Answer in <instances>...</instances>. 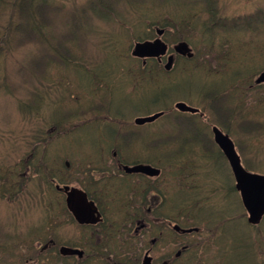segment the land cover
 <instances>
[{"label":"rangeland","instance_id":"rangeland-1","mask_svg":"<svg viewBox=\"0 0 264 264\" xmlns=\"http://www.w3.org/2000/svg\"><path fill=\"white\" fill-rule=\"evenodd\" d=\"M41 1L37 0V2ZM49 1H52L53 3V0ZM61 1H65V9L68 10V15L71 13L74 14L75 17H78L76 16L79 14L77 9H79L87 0ZM9 3H14V0H10ZM18 3V1L17 3H14V12H12L11 9L6 10V8H3L2 11H0V39L2 38V30L5 31V34L7 32L9 33L6 36H11V32L8 29L10 24L8 22L9 17L12 18V26L14 27L20 23H23V21L20 20L21 8L19 6L20 3L19 5ZM181 6L185 9H182L183 16H188L189 12L185 3L182 2ZM17 7H19V10H17ZM217 7H219L222 15L225 17H238L253 14L257 10L264 11V0H219ZM201 8H203L202 5ZM116 13L117 17L114 22L115 26H113L108 21H106L108 22L106 24H97L100 28V30H98V34L102 35L104 40L105 38L110 40L111 36H114V34L115 36H119L121 33H125L128 30L131 33H140L150 24V20H147L146 18H144L143 20L141 17H136L135 14L133 12H130L127 6L123 4H120L117 7ZM54 15L57 14L55 13ZM205 16L204 19L207 21V24H210L211 20L207 17L205 18ZM31 17L32 16H30V18ZM34 21H37V19L34 18ZM69 21L70 20L66 16V13L64 17V14L59 12V14L57 15L56 24L51 30L56 35H62L66 31L68 26L67 22ZM153 21L154 22L152 23H155V20ZM166 22H173V14L171 12L168 13ZM89 23L90 26L93 27L91 21ZM189 23L191 22L185 21V23L176 24L175 26L177 30H183L184 32L188 33L193 29L188 25ZM46 24H48L47 21ZM198 32L200 34H198L194 38V42L196 43L202 39V27H199ZM220 32L221 31L219 30L218 34H221ZM203 34H206V32H204ZM22 35L23 34H21V36ZM50 35V31H47V33L45 34L46 41L50 40ZM141 35L144 34L142 33ZM257 35L253 36L254 38L244 36H242L243 38H241L249 39V41L254 42V44H247L241 49L243 54L248 55V65L243 66L239 61V64H234L231 67L235 68L237 66H243L241 72L251 71L252 69H254L253 65H257L255 68H257L258 71L260 69H264V64L260 66L259 59H261V57L258 56L259 53L264 52V36H261L262 39H260V36ZM21 36H11L13 38L9 41V37H6V41L3 44V48L6 47V49H4L5 51L3 50L2 52H0V229H4L3 231L9 236L16 234V238L20 242L33 240L36 241V236L33 239L27 238L28 236H30L31 231H38L40 233V236L45 233L43 229H45L46 225L41 228V223H44V218L48 215V211L46 209L49 208L48 201L45 199L48 195L44 196V191L49 188L45 180V170H48L49 173H53L58 178H63L64 180H73L75 181V183H73L71 186L79 187L76 181L77 179L79 180L80 177H77L78 175L76 173H78V169L80 168L81 162L83 161L81 157L85 154V151L80 150V148L89 147L90 145L97 146L101 143L100 138L96 134L97 127L100 126V130L102 132L106 130L104 128H108V126L111 127V137L109 145H111L112 147L119 145L128 149L131 147H136L137 145H141L137 142V140L142 136V138L144 139L145 133H148L147 137L149 138H157V135H161V132L163 136L170 133H176L173 138L175 137L177 139L175 148L178 151V154H181L179 152H182L183 156L189 157V155H187V147H189L190 143L192 142V138L186 137L184 135H179L178 131L176 132L173 129H169V126L165 129H162L161 132L157 130L148 131L146 127L136 128L133 124L134 119L136 117L145 116L143 115V113L152 114L155 111L157 112L161 109H164L162 107L166 104V99H168V104L171 106L168 105L167 107H173L174 103L184 102L185 100L191 105L202 109L203 113L207 115L208 121L210 123L211 121L222 122V119L219 117H213V119H211L208 113L204 110H208L207 108H209L210 106L214 110V108L221 105L222 101H225L224 98L226 99V97H224L222 100L215 99L211 102L207 101L208 104H206L201 97H196V94H198L196 91L200 88L196 89L194 92H191L189 88H186H192V86L197 87V82L200 86L203 85V87L205 84H207V87L209 89V86H211V88L213 89H215V87H218L217 85L211 84L210 81H205L203 73L197 76L195 72L191 73V75L188 77H182V75L176 76L177 70L176 68H173V70L167 75V77L170 81L174 79L175 81L171 84L162 82V91L158 92L159 100H155V98H157V90L154 89L156 88H154L153 91L144 88L135 89L137 87L143 86L145 73H139L135 68V65H133V62L129 64L125 63V66H121L120 68L122 69V73H118V75H116L118 79H114L113 76L116 74V67L113 63H116L117 59L109 54H100L101 52L99 50L93 48L94 46L92 45V43V46L86 47L85 50L80 51L81 54H79L78 56H82L83 59L89 61V63L91 64V67L86 68L88 73H91L93 71H95L96 73L110 71V76L106 80V82L103 76H99V78L97 79L93 78V80L89 81L90 78H86L83 71L86 69L78 70L81 72V75H73L74 80H79L80 83L86 85L84 92L82 91L83 100L85 101L84 106L86 110L85 112H82L83 110L82 108H79V103L75 105L72 104L71 100H69L71 99V95H69V92H67L68 90L65 89V87H69V89L71 88L72 79L68 77L66 78L67 81H65L63 78V74L62 76H58V74H56L54 70H52V68L48 66L46 68L47 80L45 81V83H42V81H44L45 79L43 76V70H45V64L49 61V58L47 57L52 58V56L49 55L50 52L48 51L47 46L43 43L40 44L39 37L37 41H34L33 43H29L27 41H24V43H19L14 41ZM166 38L168 39V41H170L171 39L170 35H167ZM88 39L92 42L96 41L95 43L98 45L100 43V46L102 48V39L98 38L96 40L91 36H89ZM232 39L234 41L232 50L240 49L239 46L242 47L243 44H245L240 39L237 40L235 36H232ZM129 45H132V43L126 42V49H128L127 46ZM120 47L122 48L121 44ZM199 49H201V47L199 46V44H196L195 50ZM227 49L228 51H230L231 47L229 46ZM41 50H43L44 52L41 53ZM238 52L239 51H236L234 52V54L236 55ZM255 56H258V60H254L253 57ZM97 59L98 61H100L99 64ZM201 59L202 60L199 65L206 66L210 70V72L214 73V76L217 73L220 74L224 71H227L231 65V62L229 63V60H227L226 58V52H204V55L201 56ZM202 62H204L205 64H203ZM36 78L39 79V82L36 81ZM100 79L103 80V83L105 82L106 84V87L103 89V91L107 93L104 98L105 100H103V96H101L97 88ZM53 80L57 82L58 86L59 82L61 81L62 87L54 86L52 83ZM90 83H92L91 89ZM168 84L171 85V87L166 86ZM126 85H128L127 88ZM63 89L64 91H66L65 101L63 100ZM39 90L42 91L41 95L43 96V104L50 103L49 96H52V99L55 98L57 101L60 100L59 102L64 101L63 104H66V107H64L65 109L74 107L69 111V113L76 109L79 110L76 113H71L70 115H74L75 117L80 118L77 119L78 122L72 123L73 125L80 124V126L77 127L78 129H80L79 133L73 135V141L67 140L68 136L56 135L59 138V141L51 144L52 148H47L46 150L42 148L36 154V160L33 159V162L35 167L38 168V171L41 172V181L37 178L27 176L26 173L23 172L26 170L27 164L30 161L28 160V158L30 157L31 159V151H33L34 149L33 145H38L35 141H37V139H40L41 137H46L48 134L55 135L56 132L63 130L62 128L55 127L50 123L52 114L55 119L60 120L65 113L63 108H58L57 110H55L49 104H46L45 106L35 101V108H33V113L31 115V103H33L34 97L37 96L38 92H40ZM33 91L34 94H32ZM223 92H225V90ZM243 97H245V103H249L252 98H258L255 95H249V92H246V95H244ZM261 97L263 96H260L259 98ZM157 101L159 102L155 103ZM38 105L39 107L36 111V106ZM245 106L250 107V105L248 104H245ZM51 109H54L55 111H52ZM110 109H112V112ZM235 109L237 110V107H235ZM249 112L251 111L246 110V113ZM83 122H85V124H83ZM162 124L163 123L160 122L158 125H156V127ZM74 129L75 128L71 129V131H73ZM139 129H144L145 133L143 130L142 132L135 131ZM72 134L73 133H70L69 135ZM132 135L134 136V139ZM239 136L235 137V139L237 140ZM244 139L245 135H241L238 139L240 146H243L245 144ZM262 142H264V139L262 140ZM59 144L61 150L65 148L67 151L75 152L79 155H73L69 152H57L58 156H55V150L61 151L56 148V146ZM207 146L208 145H204L203 148H206ZM217 154V151L212 148L208 156L204 158L197 156L199 157V159H201L199 163L202 161L207 162L202 165L200 171L197 173L199 174V182L207 181L209 179L216 182H220L222 179H224V182L226 183L227 179L230 181L229 172L226 166H224L223 160ZM55 157H60L61 159H63L62 163L68 161L70 164L68 169L65 170L63 168V165H59L57 162H55ZM105 159H107V155H105ZM243 161L246 163V165L252 167L253 170L257 171L258 173L264 172L263 150L261 151L259 157H255V155L253 156L251 154H246L245 151ZM45 162H47L46 164L48 165H46ZM53 165H56L57 169L54 170ZM69 173L71 174L68 175ZM48 193L51 195V203L56 207L54 210L57 209L59 213L62 212V195L55 194L54 190H48ZM226 204L227 206L231 205L233 210L237 211L239 209V212L235 213L236 216L239 215L241 210L240 206L238 208V199L234 193H230L226 197ZM36 226L38 228H36ZM260 226L261 227L257 228L258 233H260L261 238H264V235H262V233H264V228L262 225ZM62 228L67 227L62 226ZM249 228L255 229V227ZM249 228L241 222L240 229H229V232H235L237 233L238 238H244L246 235H248L250 230ZM68 229H70L71 232H74L73 229L75 228L69 227ZM25 231H27L29 234L26 235ZM251 231V234L257 233L256 231ZM229 253L230 254H228V256H231L234 251L231 250Z\"/></svg>","mask_w":264,"mask_h":264},{"label":"trees","instance_id":"trees-1","mask_svg":"<svg viewBox=\"0 0 264 264\" xmlns=\"http://www.w3.org/2000/svg\"><path fill=\"white\" fill-rule=\"evenodd\" d=\"M18 3V5L21 8L20 13V20L23 21V23L18 24L17 26H12V18L9 17V31L11 32V36L18 35L21 36L18 39H15V42L24 43V41H27L29 43H33L37 40V38H40V44H44L47 46L48 51L50 52L49 55L51 57L49 58V61L45 64V70H43V76L46 79V68L50 66L52 70L56 74L61 75L63 74V78L65 81L66 78H70L71 80V86L77 89H80L83 87L84 84L80 83L79 80H74L73 75L80 74L81 72L78 71L79 69H86L91 67V64L89 61L82 58V56H78L80 51L85 50L86 47L94 46L96 50H99L102 55L109 54L117 59L116 63H113L115 67L120 66V62H125V59L129 57V54H127L124 50L126 42H134L139 41L144 38L143 34H149L146 33L145 28L140 33H131L129 30L125 33H121L119 36H111L110 40L105 38L103 39L102 35L98 34V30H100L99 24H106L110 22L113 26H115V20L117 17L116 9L120 4L126 5L127 8L130 10V12H133L136 17L146 18L147 20L153 21L154 19H157V22L159 19L164 15L169 13L171 10H174V15L178 17L179 21H182V23L191 22L188 25L191 26L195 31H199V27H202V32H207L209 36L204 37L206 34L202 33V39L200 40L204 44L205 49H211L213 48H228L229 46L233 47L234 41L232 39V36H235L241 41H243L245 44L243 46H239L240 49L245 47V45L249 44V39H241L244 37H251L254 35H257L258 32L264 31V11L263 10H257L253 14L250 15H243L238 17H225L221 14L219 9L214 6V1L211 2V5L208 6L207 9L201 8V5H199L201 0H87L82 6L77 9L79 12L78 17H75L74 14L68 15V10L65 9V4L61 0H40L41 2H37V0H14V3ZM10 0H0V11H2L3 8H6V10H10L14 12V6L15 4L9 3ZM184 2L186 7L188 8L189 15L183 16V10L184 9L181 6V3ZM17 10H19V7H17ZM185 10V9H184ZM204 11V12H203ZM16 12V11H15ZM61 12L68 17L70 20L67 22L68 26L66 31L62 35H56L53 33L51 29L54 28L56 21H57V15ZM2 13V12H1ZM56 13L57 15H54ZM89 15V17H88ZM201 15H206L205 18H209L210 24H207V21L202 17ZM30 16H32L30 18ZM53 16V17H50ZM34 18L37 19V21H34ZM80 20H79V19ZM46 21L48 24H46ZM92 23V26H90V22ZM93 21V22H92ZM108 21V22H106ZM87 22V23H84ZM154 22V21H153ZM65 24V23H64ZM167 23H164V26ZM207 24V25H206ZM52 25V26H51ZM154 24L149 26L148 29H152ZM14 27V28H13ZM79 28V29H78ZM211 30V32H210ZM221 31V34H218V31ZM47 31H50V40L46 41L45 34ZM9 34L8 32L5 34V31H1L2 38L0 39V52H2L5 48H3V44L6 41L5 38L9 37V40H12L13 37L6 36ZM114 34V33H113ZM115 35V34H114ZM91 36L94 39H102L101 40V46L96 44L95 42H92L88 39V37ZM143 36V37H142ZM231 36V37H230ZM221 37L220 39H217ZM232 39V40H231ZM19 40V41H18ZM217 40V41H214ZM209 43V45H205V43ZM92 43V45H91ZM120 44L122 45V48L120 47ZM242 44V43H241ZM5 51V50H4ZM44 51L41 50V53ZM45 57V56H44ZM236 58H244V61H241L243 66L248 65L247 54H243L242 51L239 53V55H235L232 51L226 52V58L227 60H232ZM98 61V59H97ZM100 61H98V64ZM97 64V65H98ZM231 64L234 65L232 62ZM177 65V68H180V73L182 77H188L190 76L189 66L184 65L183 63L175 64ZM85 66V67H83ZM243 66H240L243 68ZM255 67V66H253ZM186 68V71H185ZM85 73L86 78H90L89 81L93 80V78H99V76H103L104 80L106 81L110 76V71H106L103 73H96L95 71L88 73L87 69L83 70ZM245 71V70H244ZM255 71L257 69H252L251 71L246 72H239L237 69L236 71H231L228 73L227 78L221 80L222 83L218 87H215V89H210L205 85V88H202V90L206 93L204 98L200 93H198L199 97H202L203 100L208 102H211L215 99H223L225 101H222L221 105L215 106L214 108V117H219L222 119V122H216L218 125H221L224 130L232 135L233 137L239 136V132L237 129L239 128V124L241 121L240 117H237L234 112H237L235 107L236 104L234 103V98L232 95H227L226 93H229L230 91L235 92L238 91V88H240L241 85L247 86L252 83V76L255 75ZM116 75V74H115ZM44 79V80H45ZM37 81L39 79L37 78ZM103 83V80H101ZM218 84V83H217ZM56 86V85H54ZM156 87H162V85L159 83H156L154 85H151ZM171 87L170 85H167ZM199 83L197 82V87L199 88ZM57 87V86H56ZM103 87V86H102ZM194 86H192L193 88ZM203 87V86H202ZM191 89V87H186ZM77 89V90H78ZM225 90V92H223ZM162 91V88L161 90ZM200 92V90L198 91ZM230 104V105H229ZM228 108V110H227ZM238 108V107H237ZM168 109H171L169 107ZM172 110V109H171ZM68 113V112H66ZM239 113V112H238ZM62 117V119L57 120L54 122V125H61L64 127V124H72L75 122H78L77 119H80L78 117H75L74 115H66ZM247 116V115H246ZM194 116H184L180 115L178 118L174 119H166L163 118L165 121L162 124V126L155 127V130L162 131V129H165L169 126V129H173L176 132L178 131L179 135H184L186 137L192 138V142L190 143L189 147H187V155L189 157L183 156L182 152H179L181 154H178L176 156V159L172 158L169 159L168 156H174L175 157V150L176 149V142L177 139L173 136L176 134L170 133L168 135H157V138L151 137L154 140L153 145H156V151L150 152L151 155H155L156 157L153 158V160H159V155L165 154L168 158L164 161L166 163L168 162H174V163H187L191 160L193 162L199 163L201 159L197 156H202L201 153L205 154V156H208L210 154V150H206L204 148L203 151L199 150L200 147L203 148L204 145H208L207 147H211L212 141H211V131L209 129L208 123H202L199 122V119L196 118V120L193 119ZM162 119V120H163ZM222 123V124H221ZM179 125V127H178ZM175 126V127H174ZM72 126H70V129ZM62 135V134H60ZM242 135V134H241ZM240 135V136H241ZM239 136V138H240ZM73 137V136H72ZM72 137H70L72 139ZM248 136H245V139ZM42 138V137H41ZM40 138V139H41ZM54 138V137H53ZM237 138V139H239ZM53 143L59 141V138L52 139ZM37 141L39 145L47 144V142L44 143V140ZM246 148V154H251L254 156L256 153V150H254L255 146L251 145L250 142H246L244 144ZM178 152V151H177ZM66 153V152H63ZM55 156L57 155V150H55ZM220 156L221 154H217ZM161 158V157H160ZM163 158V157H162ZM163 160V159H161ZM54 161L57 162L59 165L61 164V159L58 157L54 158ZM47 162H45L46 164ZM155 163V162H154ZM202 163H207L206 161H202ZM169 164V163H168ZM48 165V164H46ZM53 169H57L56 165H53ZM253 169V168H252ZM55 178L54 175L49 173L48 170H45V180L46 184L51 186L49 183L50 179ZM59 182L60 179H59ZM44 196H47V191H44ZM48 200V198H45ZM44 200V199H41ZM191 201V200H189ZM187 209V208H186ZM223 236L225 239L224 242H222V246L225 247V259L227 264H256V255L254 253L255 250V234L246 235L244 238H238L237 233L235 232H229V229H224ZM210 233H216L215 231H211ZM258 235V234H257ZM264 235V233H262ZM260 236V234H259ZM228 239H227V238ZM244 239V240H243ZM261 242V249L264 250V238H260ZM223 249V248H222ZM231 250L234 251V253L231 256H228L227 252H230ZM225 261V260H224ZM261 263H264V259H260Z\"/></svg>","mask_w":264,"mask_h":264},{"label":"flooded vegetation","instance_id":"flooded-vegetation-1","mask_svg":"<svg viewBox=\"0 0 264 264\" xmlns=\"http://www.w3.org/2000/svg\"><path fill=\"white\" fill-rule=\"evenodd\" d=\"M169 55L171 53L157 61L166 63ZM260 57V62L264 63V52ZM174 59L175 54L171 56V61ZM259 88L264 90V84ZM258 102L263 103L264 98L258 99ZM262 116L264 113L259 114L260 119ZM141 143L129 149L119 145L84 147L91 153L110 150L113 161L93 165L86 163L78 169L77 177L80 178L76 183L79 187L75 188L80 190L79 196L82 197L83 193L87 200L79 214L81 222L71 212L77 202V193L63 191L60 221L67 228L48 229L44 242H20L16 234L9 236L4 229L1 230L0 264H182V236L186 235L194 241L198 233L182 231L183 221L184 225L192 224L187 216L182 217V205L189 206L190 203L183 204L182 196L176 194L173 208L169 207L165 179L161 176L163 164L161 169L153 166L160 171L157 177L126 170L140 165L151 166L148 161L143 162L150 147L143 141ZM128 153L137 154L136 160L127 162ZM221 157L232 175L228 162L223 155ZM73 183L75 181L70 180L64 186L73 188ZM220 184L224 191L227 183L222 179L217 189ZM242 221L245 225V219ZM69 227H74V232ZM35 236L31 231L27 238Z\"/></svg>","mask_w":264,"mask_h":264},{"label":"water","instance_id":"water-1","mask_svg":"<svg viewBox=\"0 0 264 264\" xmlns=\"http://www.w3.org/2000/svg\"><path fill=\"white\" fill-rule=\"evenodd\" d=\"M160 33L161 32H159V34ZM175 49L182 54L187 53L188 56H191V54H189V49L185 44H181ZM165 52V45L161 44L159 40H155L154 42L146 41L135 44L132 55L139 58H153L163 55ZM262 81H264V73H262L257 80V82ZM176 108L182 112L186 111L193 113L196 111L195 109L186 106L184 103L176 104ZM159 116L160 114H155L147 118L136 119L135 122L136 124H143L146 122H151ZM212 132L215 143L219 146L230 164V168L236 181V189H238L240 192L243 205L250 215L249 220H259V218L264 214V176L247 173L240 164V159L236 154L234 145L230 138L227 135H223L216 128H213ZM144 170L149 171L151 174L154 172L157 173V171L148 167L144 168ZM249 184L251 185L250 188H252L251 191L248 189ZM72 211L76 219L80 221L79 210L72 209Z\"/></svg>","mask_w":264,"mask_h":264},{"label":"bare ground","instance_id":"bare-ground-1","mask_svg":"<svg viewBox=\"0 0 264 264\" xmlns=\"http://www.w3.org/2000/svg\"><path fill=\"white\" fill-rule=\"evenodd\" d=\"M176 103H183V102H176ZM216 147H217V149H216ZM213 148H214V150L217 151L218 154L220 153L219 151H221V149L219 148L218 145H216V146L213 147ZM218 150H219V151H218ZM221 153H222V155L224 156V154H223L222 151H221ZM222 155L219 156L221 159H222V157H221ZM224 158H225V160L228 162V160H227V158H226L225 156H224ZM228 164H229V162H228ZM229 167H230V164H229ZM230 170H231V168H230ZM231 173H232V175L229 174V175H230V181H232V180L235 181L234 174H233L232 170H231ZM250 186H251V185L249 184V188H248V189L251 191L252 188H250Z\"/></svg>","mask_w":264,"mask_h":264}]
</instances>
